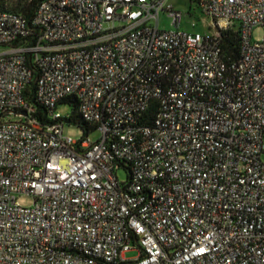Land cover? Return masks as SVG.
I'll return each mask as SVG.
<instances>
[{
  "label": "built area",
  "instance_id": "built-area-1",
  "mask_svg": "<svg viewBox=\"0 0 264 264\" xmlns=\"http://www.w3.org/2000/svg\"><path fill=\"white\" fill-rule=\"evenodd\" d=\"M166 1L0 11V264H264V0H196L212 35ZM71 96L96 142L63 135Z\"/></svg>",
  "mask_w": 264,
  "mask_h": 264
},
{
  "label": "trees",
  "instance_id": "trees-1",
  "mask_svg": "<svg viewBox=\"0 0 264 264\" xmlns=\"http://www.w3.org/2000/svg\"><path fill=\"white\" fill-rule=\"evenodd\" d=\"M43 1L44 0H0V11L11 12L22 17L26 22V26L32 28L34 30V33L37 34L39 33L40 29L33 27L32 22L39 5ZM239 42L240 35L236 27L228 29L220 34L219 45L222 58L225 62H234L239 58ZM35 78L36 75H33L32 81H30L31 85H33V81L35 80ZM25 96H28L27 92H25ZM29 97V101L32 104L34 111L39 114V117L43 116V118H41L42 121L44 123H51L52 121L47 118V110L41 108L35 101L33 90L32 94H30ZM61 103H70L74 105L73 113L68 117L61 118L63 124L67 123L76 125L85 130V132H89L91 130L96 131L95 126L90 125L82 119L79 112V101L76 97L71 96L69 98H66L58 103V105Z\"/></svg>",
  "mask_w": 264,
  "mask_h": 264
},
{
  "label": "rangeland",
  "instance_id": "rangeland-1",
  "mask_svg": "<svg viewBox=\"0 0 264 264\" xmlns=\"http://www.w3.org/2000/svg\"><path fill=\"white\" fill-rule=\"evenodd\" d=\"M167 4L173 6V8L181 12L184 16L181 28L188 32H196L200 34L212 35L214 33L213 28H209L211 22L204 19L200 15L196 8V0H167ZM195 23V27L192 28L191 24ZM159 29L160 30H170V19L166 14H161L159 17ZM264 38V28L257 27L252 32L253 41H261ZM56 111L61 115L62 118L70 116L74 111V105L70 103H61L57 106ZM63 135L65 137H70L72 140H81L88 138L91 142H96L99 139V134L95 130L85 132L82 128L64 123ZM119 179L123 180L125 178L124 172H120ZM19 204L23 207H30L33 204V200L29 196H22L18 200ZM135 256L134 253H128L125 257L126 259H131Z\"/></svg>",
  "mask_w": 264,
  "mask_h": 264
}]
</instances>
